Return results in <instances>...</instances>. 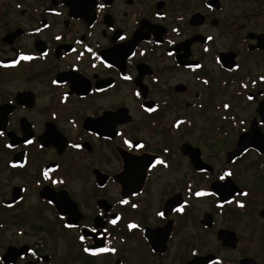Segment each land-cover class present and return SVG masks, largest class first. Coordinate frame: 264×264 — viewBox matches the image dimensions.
Segmentation results:
<instances>
[{
  "label": "flooded vegetation",
  "instance_id": "af4514ba",
  "mask_svg": "<svg viewBox=\"0 0 264 264\" xmlns=\"http://www.w3.org/2000/svg\"><path fill=\"white\" fill-rule=\"evenodd\" d=\"M261 77L264 0H0V264H264Z\"/></svg>",
  "mask_w": 264,
  "mask_h": 264
},
{
  "label": "snow or ice",
  "instance_id": "6c2138e0",
  "mask_svg": "<svg viewBox=\"0 0 264 264\" xmlns=\"http://www.w3.org/2000/svg\"><path fill=\"white\" fill-rule=\"evenodd\" d=\"M100 7L103 8L104 5L101 4ZM57 39H60V37H57ZM120 39H121V40H124L125 37H124V36H120ZM208 39L211 40L212 37H208ZM170 43H174V41H170ZM205 50L207 51V49H205ZM88 51L91 52L92 49L89 48ZM169 54L171 55V53H169ZM45 55H47V54L45 53ZM132 55L134 56L135 53H132ZM33 58H34V57L31 56V55H21V59H22V60H32ZM13 63H18V61H14ZM108 66L111 67V65H108ZM188 67L191 68V67H193V66H192V65H188ZM195 67H196V68H199V67H201V66H200L199 64H197V65H195ZM123 79H125V80H129V81H130V80H132V76H130V75H125V76L123 77ZM261 79H264V77H261ZM205 82L207 83V81H205ZM53 83H58V82H57V81H53ZM245 87H246V86H245ZM135 95H136V96H140V92L137 91V92L135 93ZM65 97H67V93L65 94ZM249 99H251V97H249ZM224 107L227 108V107H229V106H228V105H224ZM147 111L152 112V111H154V109H153V108H148ZM179 123H180V122H178V125H179ZM0 135H3V132H0ZM33 142H34L33 140H26V143H28V144H32ZM124 143H125L129 148L143 149V148L145 147V145H144L143 143H139V142L134 143L132 140H129V139H125ZM8 146L11 147L12 145H8ZM73 147H75V148H80V147H82V146H81L80 144H75V145H73ZM41 148H43V145H41ZM165 150L167 151V149H165ZM149 163L151 164V161H150ZM156 164L165 165V161L162 160V159H157V160H156ZM156 164H151V167H155ZM165 166H167V165H165ZM201 170L203 171V169H201ZM232 175H233V173H232L230 170H228V171H224L223 174L219 176V180H220V181H225L227 177H231ZM43 177H44V179H50V177H49V170H48V169H45V170H44V172H43ZM63 182H64V181H62V180H61V181H57V180H53V181H52L53 184L63 183ZM195 195H196L197 197H201V196H207V195H216V193L207 192V191H203V190H202V191H198V192H196ZM238 195H244V196H247L248 193H247V192H243V193H238ZM120 202H121L122 204H128V203H129V201H128L127 199H125V200H121ZM49 203H52V201H49ZM226 203H232V200H227ZM236 203H237L238 206L241 207V208L245 207L244 203L241 202V201H236ZM220 206L222 207L223 205L221 204ZM133 207H137V205H133ZM176 210L179 211V212H183V211H184V205H183V204L180 205V207H179L178 209H176ZM157 215L160 216V217H164L165 213H164L163 211H161V212H158ZM119 219H120V217H119V216H116L114 219H112V220L110 221V223L113 224V225H115V224L118 222ZM67 227H73V225L69 224V225H67ZM137 227H138V225L135 224V223H130V224L128 225V228H129V229H135V228H137ZM92 231H93V232H97V229H96V228H93ZM106 231H107V230L105 229V232H106ZM79 239H80L81 241H84V240L86 239V237H85V236H80ZM84 251L87 252V253H91V254H93V255H96V254H99V253H107V252H113V253H114V252H116V249H115V248H107V247H99V248H88V247H85V248H84Z\"/></svg>",
  "mask_w": 264,
  "mask_h": 264
},
{
  "label": "water",
  "instance_id": "95a60500",
  "mask_svg": "<svg viewBox=\"0 0 264 264\" xmlns=\"http://www.w3.org/2000/svg\"><path fill=\"white\" fill-rule=\"evenodd\" d=\"M258 112L263 115L264 113V102L261 103V106L258 110ZM255 127L252 126L246 133H243L236 145L235 154L241 153L242 150L253 147L257 149L259 152L264 154V146L261 144V142L264 140V138L258 137L260 134V131L257 129H254ZM263 146V147H262Z\"/></svg>",
  "mask_w": 264,
  "mask_h": 264
},
{
  "label": "rangeland",
  "instance_id": "374dc122",
  "mask_svg": "<svg viewBox=\"0 0 264 264\" xmlns=\"http://www.w3.org/2000/svg\"><path fill=\"white\" fill-rule=\"evenodd\" d=\"M226 43H227V40H225V39L219 41L220 46H225ZM245 115H246V113H245ZM247 163H248V162H247Z\"/></svg>",
  "mask_w": 264,
  "mask_h": 264
}]
</instances>
